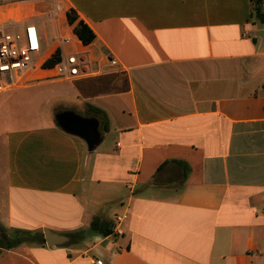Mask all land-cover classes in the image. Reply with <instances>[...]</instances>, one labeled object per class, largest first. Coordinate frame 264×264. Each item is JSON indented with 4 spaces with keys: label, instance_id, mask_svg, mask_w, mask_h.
<instances>
[{
    "label": "crops",
    "instance_id": "0c3cea01",
    "mask_svg": "<svg viewBox=\"0 0 264 264\" xmlns=\"http://www.w3.org/2000/svg\"><path fill=\"white\" fill-rule=\"evenodd\" d=\"M0 1V27L37 25L41 65L57 49L84 63L0 92L39 112L65 101L0 130V227L69 239L0 246V264H264V21L250 0ZM68 111L96 122L94 149L58 125ZM122 213L121 236L90 230Z\"/></svg>",
    "mask_w": 264,
    "mask_h": 264
},
{
    "label": "built area",
    "instance_id": "2783aa9c",
    "mask_svg": "<svg viewBox=\"0 0 264 264\" xmlns=\"http://www.w3.org/2000/svg\"><path fill=\"white\" fill-rule=\"evenodd\" d=\"M10 26L14 25L7 23L0 27V92L20 85L23 75L28 71L42 68V43L37 25L25 22L19 30H8ZM69 41L63 38L59 44H69ZM83 67L84 63L78 54L71 53L59 55V60L47 70L53 79L69 80L78 76ZM127 188L131 191L133 186L127 184ZM125 218L126 213L115 217L110 235L121 236L124 233Z\"/></svg>",
    "mask_w": 264,
    "mask_h": 264
},
{
    "label": "trees",
    "instance_id": "16d2710c",
    "mask_svg": "<svg viewBox=\"0 0 264 264\" xmlns=\"http://www.w3.org/2000/svg\"><path fill=\"white\" fill-rule=\"evenodd\" d=\"M250 3L251 17L257 18L259 19V21L263 22L264 0H250ZM66 18L68 23L73 26V33L83 45H88L94 40L95 35L92 30L84 22H82L81 20H77V16L74 11L69 10L66 13ZM59 55V50H55L52 55L42 63V68H51L59 60ZM92 111H94L95 113L101 112L95 108H93ZM104 128L106 130V127ZM101 224L102 223L100 222V220L93 219L90 223V230L104 236L110 235L112 233V230L108 227V225L102 228ZM35 241L41 245H44L45 243L42 234H32L29 231L22 230L6 231L5 229L0 227V246L2 248H13L23 243L31 244Z\"/></svg>",
    "mask_w": 264,
    "mask_h": 264
},
{
    "label": "water",
    "instance_id": "95a60500",
    "mask_svg": "<svg viewBox=\"0 0 264 264\" xmlns=\"http://www.w3.org/2000/svg\"><path fill=\"white\" fill-rule=\"evenodd\" d=\"M57 123L65 132L82 138L91 150L94 149L100 141L98 127L94 120H89V130L87 129V124L85 123L84 118L68 111L61 114ZM43 236L45 243L49 248L64 245L69 241L67 236L53 233L48 229L43 230Z\"/></svg>",
    "mask_w": 264,
    "mask_h": 264
},
{
    "label": "rangeland",
    "instance_id": "374dc122",
    "mask_svg": "<svg viewBox=\"0 0 264 264\" xmlns=\"http://www.w3.org/2000/svg\"><path fill=\"white\" fill-rule=\"evenodd\" d=\"M9 30V29H8ZM52 39V35L50 36V39L47 42H44L43 45V51H46V48L50 45V40ZM63 99H53L49 102L47 106H44L41 111L39 112V101L36 102V104L32 107L31 110H28V106L18 108V107H10L7 103L0 100V123L3 125V127L0 130L5 129H12L16 127L17 122L18 123H26V122H47L50 120V114H51V108L55 107L57 108L59 104L65 103V101H62ZM24 105V104H23ZM41 115V119L38 115ZM1 148H0V154H1ZM1 178V175H0ZM4 188V182L0 180V196L2 195V191Z\"/></svg>",
    "mask_w": 264,
    "mask_h": 264
},
{
    "label": "flooded vegetation",
    "instance_id": "af4514ba",
    "mask_svg": "<svg viewBox=\"0 0 264 264\" xmlns=\"http://www.w3.org/2000/svg\"><path fill=\"white\" fill-rule=\"evenodd\" d=\"M61 114H62V113H61ZM61 114H58V115H57V117H56L57 120L59 119V117L61 116ZM81 118H82V117H81ZM89 120H90V119H85V123L87 124V129L90 130V123H89Z\"/></svg>",
    "mask_w": 264,
    "mask_h": 264
}]
</instances>
